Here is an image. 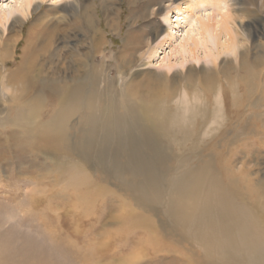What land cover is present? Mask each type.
<instances>
[{"label":"rangeland","instance_id":"obj_1","mask_svg":"<svg viewBox=\"0 0 264 264\" xmlns=\"http://www.w3.org/2000/svg\"><path fill=\"white\" fill-rule=\"evenodd\" d=\"M73 1L34 0L31 9H35L24 18L20 31L17 27L9 31L10 21L5 26L0 23V33L10 38L11 46L10 51L0 52V60L8 68L6 73L18 65L24 49L28 51L32 45L34 55L38 54L34 64L39 79L65 76L70 73V61L84 60L89 51L88 60L94 65L104 60L106 95H118L123 84L131 81L133 90L129 92L137 96L153 86L163 96L168 91L166 98L172 109L181 106V94L190 91V85L199 89L198 80L209 75L213 94L204 91L210 96L219 87L233 91L226 93L227 119L216 122L210 112L208 120L213 121L212 128H217L200 139L208 142L197 149V156L212 161L224 181L233 179L236 192L252 205L264 204V147L257 145L264 142V0H192L187 23L172 28V36L162 44L159 42L165 29L172 26L171 21H162V15L182 0L78 1L81 7L90 4L94 9L92 16L100 30L97 35L104 41L98 49L96 34L81 27L80 7H72ZM19 5L20 0H0V13L21 18ZM168 13L173 21L177 10ZM222 13L232 22L233 44L229 48L222 46L227 36L221 34L216 40L199 31L197 19L211 21ZM47 25L53 36L49 50L44 51L40 47L45 36L35 41L34 35ZM129 30L138 32L144 41L135 52L125 42ZM191 36L198 46L192 52L183 50L184 46H193ZM152 48L154 53L149 56ZM243 56L250 71H239ZM131 57L134 62L128 64ZM58 68L62 72L57 73ZM238 74H243L245 81ZM207 125L210 123L200 126L205 129ZM10 144L13 159L4 160L8 150L4 144L0 149V264L191 263L179 250L181 245L167 235L169 230L157 227V214L134 205L131 193L112 172V149L106 150V177L99 168L85 167L90 173L89 183L71 184L69 174L59 172L58 164L48 157L34 151L23 153L16 146L17 137ZM169 148L168 164L173 168L172 158L181 151L175 144ZM129 213H142L147 227L134 226L136 221ZM147 229L150 233H145Z\"/></svg>","mask_w":264,"mask_h":264},{"label":"bare ground","instance_id":"obj_2","mask_svg":"<svg viewBox=\"0 0 264 264\" xmlns=\"http://www.w3.org/2000/svg\"><path fill=\"white\" fill-rule=\"evenodd\" d=\"M33 1L20 0L17 11L21 18L0 13L2 26L10 21L8 30L17 27L20 31L24 18L35 9H31ZM78 1L81 0H74L71 6L80 7L81 27L96 34L98 49L104 41L97 35L100 30L92 16L94 9L90 4L81 7ZM204 1L196 0V3ZM192 3V0H182L166 10L162 21H171L172 26L165 29L159 44L172 36V28L187 23ZM174 9L177 13L172 21L168 11ZM222 15L211 21L197 19L199 31L216 40L221 34L227 36L222 46L229 48L233 44L232 22L226 14ZM52 32L47 25L34 35L35 41L42 35L46 38L41 50H49ZM125 42L135 52L144 41L138 32L129 30ZM191 42L193 46H184L183 50L194 51L198 43L192 36ZM10 49V38L0 33V52ZM27 50L24 49L18 65L8 74L5 62L0 60V149L3 144L8 149L3 155L4 160L13 159L10 140L17 137L16 146L23 153L27 150L43 154L58 164L59 172L69 174L71 184H88L90 173L85 167L99 168L106 177V150L112 149L110 159L115 167L112 172L119 176L123 189L131 193L134 205L157 214V227L165 226L169 230L167 235L181 245L179 250L188 262L264 264V204L252 205L244 195L241 197L236 192L238 188L233 185V179L224 181L212 161L197 156V149L208 142H200V139L217 128H212L213 121L208 120L210 112L216 122L227 119L226 93L232 89L219 87L210 96L207 92L212 93L213 88L208 85L207 75L198 80L199 89L190 85V91L181 94V106L172 109L166 98L168 91L163 96L153 85L143 96H137L129 92L133 90L129 81L123 84L118 95H106L104 60L94 65V61L88 60L89 51L84 60L70 61V73L65 76L39 79L34 64L38 54L34 55L33 45ZM153 53V48L148 50L149 56ZM132 57L128 64L134 62ZM245 57L240 58V72L250 68ZM56 72H62L61 68ZM242 75L237 77L245 81L246 77ZM188 77L192 78V74ZM163 79L166 84V78ZM208 122L210 125L205 129L200 126ZM170 144H175L181 151L172 158L173 168L168 164L172 152H168ZM257 145L264 147V142ZM193 157L195 162L190 159ZM140 214L129 213L128 216L136 221L134 226L146 228L147 220ZM187 250L193 253H187ZM196 251L199 253L195 254Z\"/></svg>","mask_w":264,"mask_h":264}]
</instances>
